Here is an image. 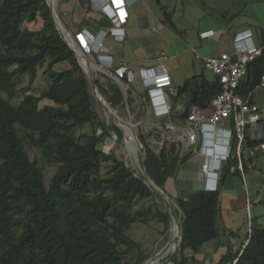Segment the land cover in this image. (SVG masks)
<instances>
[{
	"label": "trees",
	"instance_id": "1",
	"mask_svg": "<svg viewBox=\"0 0 264 264\" xmlns=\"http://www.w3.org/2000/svg\"><path fill=\"white\" fill-rule=\"evenodd\" d=\"M165 17L175 29L173 18ZM40 19V30L23 27ZM262 35L264 43V30ZM62 64L68 67L57 71ZM42 69L51 84L39 95L24 94L16 105L23 79L28 77L32 86ZM263 76L264 53L249 65L238 93L251 91ZM122 80L129 85L126 75ZM96 82L114 109L133 106L134 99H126L111 79L106 85ZM220 92L218 78L187 80L172 98L174 107L182 103L184 110H174L172 119H185L193 105L207 109ZM95 107L87 75L56 29L47 1L0 0V264H143V245L129 234L133 225L159 222L165 233L169 230L168 211L155 203L157 197L143 175L126 164L119 146L105 153L106 141L115 134L120 144L124 133L101 120ZM85 126L92 132L79 137ZM138 137L148 174L164 191L181 162L180 151L166 145L156 153L147 135ZM262 142L247 137L249 147ZM28 147L56 168L49 183ZM237 160L226 165L221 186L240 172L233 167ZM252 160H244L246 170ZM221 186L175 198V213L183 218L180 255L171 258L173 264H189L221 236ZM247 240L242 251L229 253L219 264H264V228L252 227Z\"/></svg>",
	"mask_w": 264,
	"mask_h": 264
},
{
	"label": "rangeland",
	"instance_id": "2",
	"mask_svg": "<svg viewBox=\"0 0 264 264\" xmlns=\"http://www.w3.org/2000/svg\"><path fill=\"white\" fill-rule=\"evenodd\" d=\"M93 5L94 2H91V0H59L58 13L67 28L65 29L72 34L79 48L84 47V30H88V24L91 22L96 23L97 21L96 16L92 13L93 10L95 13L99 12L102 15V12L93 9ZM142 9L146 10L149 14V28H147L145 32L142 31L139 27V14L135 9L127 7L128 21L125 27L128 38L123 43L121 50L128 63L131 60H135L134 47L137 46L135 45V39L147 36V39L152 40L150 51L153 52L152 55L156 57L143 64L146 67L158 66L160 62H162L171 77L172 87L175 89L182 87L187 80L195 76L203 75L204 78L211 82L217 79V76L205 67L202 60L194 59L193 53L191 52L192 48H195L202 57L217 56L222 52L233 53L235 32L246 28H251L253 32V41L256 46L260 47L264 45V43H262V34L264 30V0H143ZM164 15H169L173 18L175 29L171 28L170 25L165 26L161 23L160 18ZM208 25H211L218 33L211 39H201V31ZM23 27L32 31H37L43 27V21L40 19L35 23H25ZM153 27L156 29L153 30ZM163 43L169 46L164 47ZM104 46L105 47L99 52H97L98 49L95 48L94 51V47L93 49L91 47V52H87V55L91 61L104 69L103 71H97L95 73L96 80L98 79L101 83L106 85L108 79H111L117 84L111 76H116L117 72H121L120 63L123 58L115 60L105 43ZM86 50L88 51L89 49L86 48ZM126 61L125 63H127ZM128 63L127 66L129 70ZM141 64V62H137L132 66L135 73V82L131 84L130 87L124 83L121 77L123 93L126 99L130 96L134 99L133 106H126L125 109L115 108L117 114H119L124 121L133 122L137 133L152 131V124L155 121L148 107L149 102L147 104L144 101L147 88L144 87L140 78L139 67ZM67 67L68 64H62L56 66L55 69L60 71ZM44 71V69L39 71V76L32 86L29 85L28 77L23 79L22 91L14 101L16 105H19L24 94L39 95L48 88L51 82L45 77ZM128 74L125 73V75ZM250 92H253L252 100L254 103L264 106V88L256 90V87H254L251 91L241 96L246 97ZM169 101L173 103L172 98H170ZM45 103L47 102H44V104ZM95 106L101 120L107 122L109 125L114 124L111 117L107 116L96 99ZM140 112L145 113L140 115ZM91 130L92 128L90 126H85L78 130V136L81 137L84 133H91ZM99 132L100 130H98V134ZM245 135L253 139L259 138L258 140L263 138V122L248 126L245 129ZM148 140L150 143H153L152 137ZM107 141L104 148L105 153H109L114 146L118 145L120 154L124 157L126 164L133 167L137 173H141L137 166H133L131 163L132 156L129 150L133 153L137 151L134 150L132 146L127 145L126 137L120 144L115 134H113V139L110 140V142ZM27 151L31 159L37 161L38 164L43 167L46 181L49 183L56 168L48 165L41 159L38 149L28 147ZM139 159L142 162L141 156ZM249 159H253L252 162H249L252 168L233 175H238L242 181H244L251 201L257 199L258 195L262 200V203L253 204L251 208H246L244 212L239 213V219H244L243 222L245 225L248 226V229H251V227H264V152H257L254 157L246 153L244 160L248 162ZM233 167L238 169V160ZM174 173L175 172H173L172 176ZM163 192L169 196L165 190ZM169 198L176 205L175 199ZM155 203L158 204L161 210L167 211L159 198L155 199ZM144 204L145 202H141L138 208L140 206L142 207ZM176 209H178L177 205L175 206V210ZM176 216L181 226L183 218L182 213L179 212ZM238 222H241V220ZM220 228L223 229L222 224H220ZM129 234L136 242L142 243L143 245L146 256V260L143 264L160 253L170 239V230L165 233V225L159 222H152L151 224H134ZM178 238L176 251L161 259L159 264H173L171 258L174 256L179 257L181 250V233Z\"/></svg>",
	"mask_w": 264,
	"mask_h": 264
},
{
	"label": "built area",
	"instance_id": "3",
	"mask_svg": "<svg viewBox=\"0 0 264 264\" xmlns=\"http://www.w3.org/2000/svg\"><path fill=\"white\" fill-rule=\"evenodd\" d=\"M91 2H94L95 10L107 17L110 26L108 29H102L98 35L85 29L84 43H89V37L94 39L100 46L97 51L99 52L105 47V40L109 37H113L118 42H124L125 26L128 21L127 7L130 0H91ZM121 12L122 15L119 14ZM215 34V31L208 30L201 32L200 37L211 39ZM233 43V53L223 52L214 57H202L195 48L191 49L194 59L202 60L205 67L217 76L221 92L211 100L207 109L197 105L191 106L185 119L176 121L172 119L173 111L181 112L184 106L178 103L174 107L169 101L170 98L177 96L178 89L172 87L171 77L163 63L160 62L156 67H143L139 70L142 83L147 88L144 101L147 104L149 102L148 107L155 119L152 131L143 133L148 136V139L153 138V143L147 139L150 147L156 153H160L166 145H176L180 151L181 161L189 157H202L201 173L205 177L206 191L219 189L226 165L230 160L237 158L238 170L245 172V154L248 153L249 156L254 157L257 152H264V142L249 147L245 135V129L248 126L264 122V107L253 102V92L246 97L238 93L249 65L263 55L264 45L256 46L250 30L237 33ZM83 45L86 49L85 44ZM87 52H91V49ZM120 64L121 72H117L116 76L121 79L125 73L129 72L126 76L130 87L135 82V73L130 67L128 70L124 59ZM261 88H264V76L256 86V90ZM143 150L145 152L144 146ZM129 152L132 156V165L137 166L142 174L139 152L133 153L130 150ZM131 168L137 174V171ZM248 168H251V164ZM248 243L249 240L245 242L244 247Z\"/></svg>",
	"mask_w": 264,
	"mask_h": 264
},
{
	"label": "crops",
	"instance_id": "4",
	"mask_svg": "<svg viewBox=\"0 0 264 264\" xmlns=\"http://www.w3.org/2000/svg\"><path fill=\"white\" fill-rule=\"evenodd\" d=\"M128 7L130 9H135V11L139 14V27L142 29V31L145 32L146 29L149 28L150 19L148 12L142 9L143 0H130ZM92 13L96 16L97 21L96 23L91 22L90 24H88L89 26H87V28L91 33L98 35L102 29L109 28L110 22L103 14L101 15V13L99 12L95 13L94 10ZM160 21L165 26H169L168 22L166 21L165 15L160 18ZM155 29L156 28L153 27V30ZM208 30L215 31L216 34L218 33V31H216L211 25L204 27L201 32ZM246 30H250L252 32L251 28H246L241 31H236L235 33L237 34ZM146 37L135 39V45H137L136 47H134L135 60H131L129 61V63L126 61L123 51L121 50L123 43L128 38L127 35L125 41L122 43L116 41L113 37H109L105 40V45L110 49V54L115 58V60L123 58L129 64V67L132 70V66L137 62L142 63L139 69L143 67H156L157 65L146 67L143 64L144 62L153 60L156 57L153 56V52L150 51V48L152 47V40L147 39ZM163 46L166 47L169 45L164 44ZM179 104L183 105L182 103ZM258 105L262 106L261 104ZM202 162L203 158L200 156L189 157L188 159H184L179 162L178 168L176 169L177 171H174V175H171L168 178V181L165 185V191L169 195L168 197L175 199L177 197H187L191 193L197 192L199 190L206 191L205 177L201 173ZM220 191L221 216L219 219V230L221 232V236L206 243L201 248L200 252L194 256L193 260H191L189 264H219L222 259L229 253H233L235 255L238 252L242 251V249L244 248V244L248 239V235L250 234L251 229L249 228V230L248 226L245 225V223L243 222L244 219H239V213L244 212V209L246 208H251L253 204L262 203V200L258 195L257 199L251 201L248 194V189L244 181H242V179L238 175H229L226 178L224 184L221 186ZM240 220L241 222H238ZM220 224L223 225V229L220 228ZM188 256H190V253L188 254Z\"/></svg>",
	"mask_w": 264,
	"mask_h": 264
},
{
	"label": "water",
	"instance_id": "5",
	"mask_svg": "<svg viewBox=\"0 0 264 264\" xmlns=\"http://www.w3.org/2000/svg\"><path fill=\"white\" fill-rule=\"evenodd\" d=\"M48 7L50 9L51 12V16L52 19L55 23L56 29L58 30L61 38L64 40V42L69 46V48L72 50V52L76 55L79 64L81 65V67L83 68V70L85 71L86 75H87V79L89 81V84L91 86L92 89V94L94 95L95 99L100 103V105L102 106V108L104 109L105 113L107 114V110L105 107V104L108 105L110 107L111 110H113L116 114L117 111L112 107V105L106 100V98L101 94L98 86H97V82H96V75L94 74L93 70H90L89 72L85 69L84 65L81 62V56L80 54L72 47V45L65 39L64 35H63V28L65 26V24L63 23V21L61 20V17L59 15V13H57L52 5L50 0H46ZM67 29V28H66ZM81 54L83 55V57L86 59V61L88 62V64H91L92 61L91 59L88 57L87 55V50L84 47H81ZM119 85V87L121 88V90L123 89L122 84H121V79L118 76H111ZM123 91V90H122ZM99 96L102 97L103 101H100ZM112 121L114 122V124L122 130V132L124 133V139H125V131L123 130V128L117 123V121H121L123 124H125L128 128H129V134L130 136L133 138V140L137 143L138 145V152L141 156V160H142V175L144 177L145 183L147 184V186L150 188V190L154 193V195L159 198L162 203L164 204V206L166 207V210L169 213L170 216V229L171 230V226L173 224V220L176 217V213H175V204L171 201V199L155 184V182L150 178L148 171H147V166H146V153L143 150V145L137 135V132L135 130L134 124L132 122H126L124 121L119 114H117L116 116H111ZM108 141L110 142V139H108ZM107 141V142H108ZM180 231H181V240H182V228L180 226ZM149 261V260H148ZM147 261V262H148ZM146 262V263H147ZM145 263V264H146Z\"/></svg>",
	"mask_w": 264,
	"mask_h": 264
},
{
	"label": "bare ground",
	"instance_id": "6",
	"mask_svg": "<svg viewBox=\"0 0 264 264\" xmlns=\"http://www.w3.org/2000/svg\"><path fill=\"white\" fill-rule=\"evenodd\" d=\"M50 2H51V5H52L53 9L58 13V0H50ZM119 14L122 15V12L119 13ZM63 35H64L65 39L72 45V47L80 54L81 62H82V64L84 65L85 69L88 72L90 70H93V72L95 74L97 71H103L104 70L101 66H98L93 61H92L91 64H88L86 59L81 54V50L82 49L79 48L76 45L72 34L69 31H67L65 29V27L63 28ZM89 39H91L92 41L90 40L89 43H84L85 47H87L88 49H91V47L93 49V47H94V50H95V48L99 50L100 46L98 45V42H96L94 39H92L90 37H89ZM99 98H100L99 99L100 101H103L101 96H99ZM105 107H106V110H107V116L111 117V116H116L117 115L113 110L110 109V107L108 105L105 104ZM117 123L125 131V137H126L127 145L132 146L134 150L138 151V145L133 140V138L130 136L129 128L125 124H123L121 121H117ZM180 233H181L180 232V224H179V221H178L177 216H176L175 219L173 220V224L171 226L169 242L165 245L163 250L160 253H158L154 258H152L147 264H159L161 259H163L164 257L174 253L176 251V248H177V239H179L178 237H179Z\"/></svg>",
	"mask_w": 264,
	"mask_h": 264
}]
</instances>
